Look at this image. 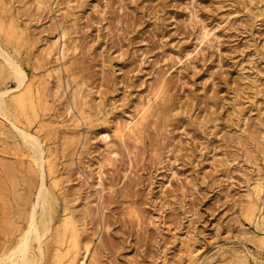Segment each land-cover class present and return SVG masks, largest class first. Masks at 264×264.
<instances>
[{"label": "rangeland", "instance_id": "rangeland-1", "mask_svg": "<svg viewBox=\"0 0 264 264\" xmlns=\"http://www.w3.org/2000/svg\"><path fill=\"white\" fill-rule=\"evenodd\" d=\"M0 16V62L47 89L30 129L91 264H264V217L245 214L264 188V0H0ZM0 123L1 242L41 177Z\"/></svg>", "mask_w": 264, "mask_h": 264}, {"label": "bare ground", "instance_id": "bare-ground-1", "mask_svg": "<svg viewBox=\"0 0 264 264\" xmlns=\"http://www.w3.org/2000/svg\"><path fill=\"white\" fill-rule=\"evenodd\" d=\"M14 25V22L11 21L9 24V29H11ZM0 32H10V30L6 31L4 20L1 16ZM20 32L22 33V31ZM206 35H209V33ZM202 38L204 39L205 37L202 36L201 39ZM3 53V50L0 48V54ZM4 58L7 64L0 62V72L11 73L17 79V85L15 88L10 90L0 89V115L4 118V120L9 121L11 127H13L15 131L20 135L23 144L29 149V151H31L30 153H32V159L30 160L32 161V164L35 163L39 168L41 179L38 187H36L35 189L36 193H34L31 202H29L30 205L27 209V212H25L24 210H18L16 211L17 216L15 212H11L13 214L9 212L10 216L7 219L6 226L2 224L3 229L6 230V236L0 242V264H91V258L88 257L90 253L91 241H89V239L86 240L81 236L79 222L70 213L71 211L69 212L67 210V207L65 205L61 211L58 209L60 194L57 193V190L60 188L58 186L59 179H57V176L53 174V172H55V169L53 159L51 157L52 153L50 151L46 152L43 148V143L37 134L38 131L36 132L35 130L34 132H32L30 129L31 123L37 120L38 110L47 107L46 98L44 94L47 89L44 91L42 86L41 88L39 86H34V84L32 83V79L26 78L22 66L13 58H11V56H7L6 54H4ZM42 78L43 76L41 77V79ZM144 105L145 104H143L142 106ZM140 110L143 111L142 109ZM147 113L148 112L145 113L146 116ZM79 114L82 115V113L78 112L77 115ZM143 115L141 117L144 121L145 116L143 117ZM73 116L76 117V115ZM128 122H126V124H124L123 126L121 125V127H119L120 125L116 127V129H118L119 127L117 134L120 138L123 137L125 134H127L128 137H130L129 134H136L137 127H139V130L142 129V127L137 126V121H135L134 124H129L130 122ZM139 123L141 124V122ZM38 125L40 124L38 123ZM102 133H104L102 137H107V133ZM20 146L21 145H19V147ZM50 174L53 175H51L52 177L50 178V183L47 184V182L45 181V177ZM262 190H264V188H261L260 183H256L255 189H253V191L255 192V196H250V198L248 197L249 201L248 204H246L247 206L245 209L246 216H251L254 210L257 209L262 214V217H264V206H262L264 204H262L261 206L259 205V207L257 208V200L258 198H261L260 195L262 193ZM262 220H264V218H262ZM256 224V227H258L259 223L257 222ZM262 229H264V227H262ZM260 242L264 244V233H262V236L260 237ZM242 264L245 263L243 262Z\"/></svg>", "mask_w": 264, "mask_h": 264}]
</instances>
